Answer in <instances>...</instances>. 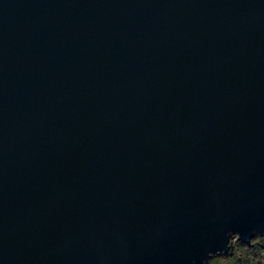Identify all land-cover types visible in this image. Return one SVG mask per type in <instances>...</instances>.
I'll return each mask as SVG.
<instances>
[{
    "label": "water",
    "instance_id": "water-1",
    "mask_svg": "<svg viewBox=\"0 0 264 264\" xmlns=\"http://www.w3.org/2000/svg\"><path fill=\"white\" fill-rule=\"evenodd\" d=\"M264 234V0H0V264H209Z\"/></svg>",
    "mask_w": 264,
    "mask_h": 264
},
{
    "label": "trees",
    "instance_id": "trees-1",
    "mask_svg": "<svg viewBox=\"0 0 264 264\" xmlns=\"http://www.w3.org/2000/svg\"><path fill=\"white\" fill-rule=\"evenodd\" d=\"M209 264H264V234L234 241L226 254L211 258Z\"/></svg>",
    "mask_w": 264,
    "mask_h": 264
}]
</instances>
